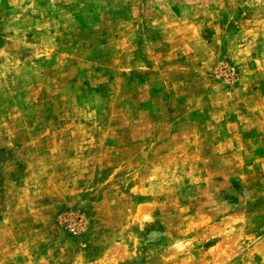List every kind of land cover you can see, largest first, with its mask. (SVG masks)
Listing matches in <instances>:
<instances>
[{
  "label": "rangeland",
  "instance_id": "rangeland-1",
  "mask_svg": "<svg viewBox=\"0 0 264 264\" xmlns=\"http://www.w3.org/2000/svg\"><path fill=\"white\" fill-rule=\"evenodd\" d=\"M0 264H264V0H0Z\"/></svg>",
  "mask_w": 264,
  "mask_h": 264
}]
</instances>
